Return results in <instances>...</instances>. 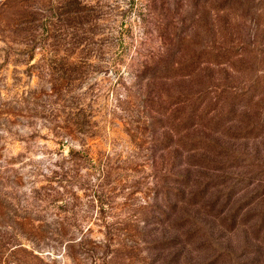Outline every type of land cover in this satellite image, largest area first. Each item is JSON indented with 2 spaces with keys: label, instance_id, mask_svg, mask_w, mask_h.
I'll return each mask as SVG.
<instances>
[{
  "label": "rangeland",
  "instance_id": "374dc122",
  "mask_svg": "<svg viewBox=\"0 0 264 264\" xmlns=\"http://www.w3.org/2000/svg\"><path fill=\"white\" fill-rule=\"evenodd\" d=\"M0 264H264V0H0Z\"/></svg>",
  "mask_w": 264,
  "mask_h": 264
}]
</instances>
